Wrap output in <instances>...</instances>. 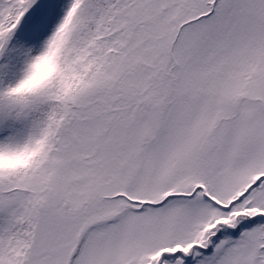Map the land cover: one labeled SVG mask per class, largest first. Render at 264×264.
<instances>
[{"label":"snow or ice","instance_id":"6c2138e0","mask_svg":"<svg viewBox=\"0 0 264 264\" xmlns=\"http://www.w3.org/2000/svg\"><path fill=\"white\" fill-rule=\"evenodd\" d=\"M0 264H264V0H0Z\"/></svg>","mask_w":264,"mask_h":264}]
</instances>
